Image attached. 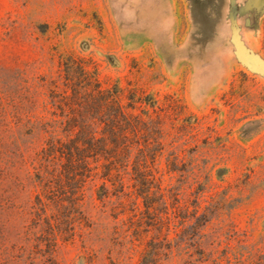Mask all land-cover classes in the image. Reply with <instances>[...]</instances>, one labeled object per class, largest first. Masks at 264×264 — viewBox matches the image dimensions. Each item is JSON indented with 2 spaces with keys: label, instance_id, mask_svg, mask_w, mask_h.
Returning a JSON list of instances; mask_svg holds the SVG:
<instances>
[{
  "label": "rangeland",
  "instance_id": "rangeland-1",
  "mask_svg": "<svg viewBox=\"0 0 264 264\" xmlns=\"http://www.w3.org/2000/svg\"><path fill=\"white\" fill-rule=\"evenodd\" d=\"M81 63L167 110V147L141 129L146 168L59 180L53 264H264V0H0V264H50L41 124Z\"/></svg>",
  "mask_w": 264,
  "mask_h": 264
},
{
  "label": "trees",
  "instance_id": "trees-1",
  "mask_svg": "<svg viewBox=\"0 0 264 264\" xmlns=\"http://www.w3.org/2000/svg\"><path fill=\"white\" fill-rule=\"evenodd\" d=\"M78 68L81 73L77 79L79 81L67 84V89L71 90L70 95L68 90L65 91L71 102V105L69 104L71 111L64 108L60 96L51 90V103L54 107H59L61 112L60 114L54 112L53 119L43 121L41 124V130L47 133L48 137L35 166V183L42 187L44 197L41 194L36 196L32 225L40 227L41 232L52 236L45 259L50 264L54 263L53 253L56 251L57 234L53 222L55 213H49V210L52 211V204L58 207L65 200L62 196H56L59 193L55 192L56 187L57 191L64 187L59 180L64 176L70 179L74 176H90L94 169L92 160L105 159L108 162L106 164L108 173L104 174L106 176L113 169L120 172L117 168L119 164L127 168L133 165V161L136 163L133 166L135 170L146 168L148 160L140 158V153L145 155L144 148L135 140L141 129L148 130L150 135L151 131L154 132V136H148L144 140V147L151 148L154 146L153 141L157 142L156 145L160 146L162 153L167 147L165 121L167 110L158 106L162 110L158 112L156 101H148L146 97L136 95L129 97L130 101L126 106L121 100L122 90L118 84L111 87L103 86L99 76L85 64L81 63ZM242 74L247 77L244 72ZM147 106L153 108L157 119L146 109ZM184 107L187 108L185 105ZM138 108H141L142 114L148 119L135 112ZM154 121L156 126L151 124ZM184 127L195 128L191 123H185ZM183 134L184 131H181L170 144L175 157L172 163H177L181 158L178 154L180 145H177V142ZM156 157L155 152L151 158L155 161ZM73 193L78 192L74 190ZM19 248L21 252H25L24 245H20Z\"/></svg>",
  "mask_w": 264,
  "mask_h": 264
}]
</instances>
